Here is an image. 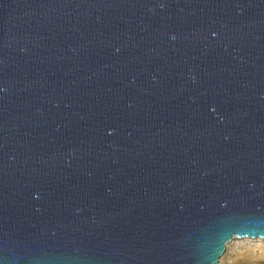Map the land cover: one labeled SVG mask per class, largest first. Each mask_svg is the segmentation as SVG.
I'll list each match as a JSON object with an SVG mask.
<instances>
[{
  "label": "water",
  "instance_id": "obj_1",
  "mask_svg": "<svg viewBox=\"0 0 264 264\" xmlns=\"http://www.w3.org/2000/svg\"><path fill=\"white\" fill-rule=\"evenodd\" d=\"M262 236L264 0H0V264Z\"/></svg>",
  "mask_w": 264,
  "mask_h": 264
},
{
  "label": "clouds",
  "instance_id": "obj_2",
  "mask_svg": "<svg viewBox=\"0 0 264 264\" xmlns=\"http://www.w3.org/2000/svg\"><path fill=\"white\" fill-rule=\"evenodd\" d=\"M245 246V264H264V236L256 238L246 237L242 241ZM231 248V246H229ZM226 257L221 258L220 264H226Z\"/></svg>",
  "mask_w": 264,
  "mask_h": 264
},
{
  "label": "rangeland",
  "instance_id": "obj_3",
  "mask_svg": "<svg viewBox=\"0 0 264 264\" xmlns=\"http://www.w3.org/2000/svg\"><path fill=\"white\" fill-rule=\"evenodd\" d=\"M245 238H233L229 243L226 245V249L223 255L220 257L219 264L221 258L226 257V264H245V246L243 245L242 241ZM231 246V248L229 247Z\"/></svg>",
  "mask_w": 264,
  "mask_h": 264
}]
</instances>
